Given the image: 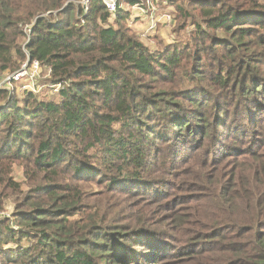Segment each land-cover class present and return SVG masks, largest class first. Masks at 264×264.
<instances>
[{
    "label": "trees",
    "instance_id": "obj_1",
    "mask_svg": "<svg viewBox=\"0 0 264 264\" xmlns=\"http://www.w3.org/2000/svg\"><path fill=\"white\" fill-rule=\"evenodd\" d=\"M82 1L0 0V76L30 59L60 86L55 96L2 99L0 209L14 198L16 227L0 221V264H165L174 254L168 234L142 226L164 222L162 192L152 185L154 160L166 150L173 159L180 139L203 150L210 128L237 141L227 144L235 150L229 155L235 170L222 181L217 165L200 218L210 221L211 239L236 243L181 259L264 264V107L245 115L256 125L247 141L254 131L216 101L219 94L230 104L259 93L264 3L165 0L182 17L177 30L189 38L153 52L126 26L130 7L143 0H119L114 19L102 0H91L88 13ZM191 6L201 22L189 26ZM256 142L257 152L240 147ZM187 224L179 217L176 232ZM187 234L192 239L183 242L201 240L195 231Z\"/></svg>",
    "mask_w": 264,
    "mask_h": 264
},
{
    "label": "rangeland",
    "instance_id": "obj_2",
    "mask_svg": "<svg viewBox=\"0 0 264 264\" xmlns=\"http://www.w3.org/2000/svg\"><path fill=\"white\" fill-rule=\"evenodd\" d=\"M161 1L156 3L159 11L145 15L147 17L143 19H136L133 23H130L128 20L126 21V26L135 33L138 40L153 52L160 49L162 44L172 45L178 40L186 41L189 38L186 30H177L179 22L182 21V17L176 8L171 5L162 7L160 5ZM259 1L264 3V0ZM237 3L242 2L239 0L237 2L230 0L228 5H235ZM193 5L196 6V4ZM193 7L194 6L190 7V11L193 13L194 19L187 20L189 26L193 24V21H196L197 23L201 22L200 12L198 10H194ZM167 14L172 18V23L170 25H167V22L163 19V16ZM193 29L194 27H190L188 33H190ZM261 67L262 68L260 69H255L258 76L257 80L254 81V88L258 89L259 93H252L250 98L246 95L241 101L237 97L230 104H226L225 101L227 98L222 96V94H219V99L222 101H219L216 98V101L219 104L228 107L232 113L240 115L243 123L247 124L250 129L254 131L251 134L252 137L249 136L247 141L255 138L253 134L255 133L256 125L252 122H246L244 117L245 115H253L256 111H258V107H264V65L261 64ZM6 73L0 76V80L2 79L0 81V105H3L2 99L6 96L7 99H10L21 95L22 89L27 84L26 82H22L8 87L2 85L1 82L7 77ZM48 78V71L41 66L35 81L36 84L34 94L39 95L43 93H50L54 96L57 94L60 86L48 82ZM260 87H262V92H260ZM211 90L216 94L220 92L217 88ZM2 92L3 94L5 93V95H2ZM4 100L6 101V99ZM256 101L259 102L260 106L256 104ZM199 128L204 131L202 127ZM185 140L186 141L180 139L179 143L173 146V149H175L173 151V159L170 158L171 151L166 150L165 153L160 154L157 159L154 160L158 163V167L156 168L154 176H152L154 178L152 185L157 186L162 192L161 203L163 205V210L158 214V217L163 219L164 222L162 224L148 223L147 225H142L144 227L154 226V228L158 230V235L167 233L168 240L167 238L166 240L169 243L171 242L174 244V254L169 256V259L165 260V264H194V262L185 263L181 257L186 256L193 250L205 251L204 249L209 250L212 247H218L221 249L224 248L226 244L236 243L233 240L225 241L223 239H211L214 238L213 234L215 232L209 230L207 226L210 225V221L204 220L200 217L208 212V180L210 176L215 173L217 165L222 167V181H224L227 177H231V172L235 170L234 165L232 164L233 157H229L232 153L231 150L233 149L229 148L227 144H236L237 141L232 140L226 132L217 133L215 128H210L208 136H206L205 139V147L203 150H196V142H194V140L190 138ZM240 147L243 149L251 148L253 151L257 152V150H260L261 148V143L256 142L255 147H252L251 145L249 147L241 145ZM206 149L209 151L208 153H206ZM212 152L214 155L211 156ZM209 156L211 157L208 159ZM16 178L18 181H22L24 179L20 168H17L16 170ZM214 180H216V178ZM218 181H220V178ZM13 200L14 198H8L3 204V207L0 209V221H10V225L16 227V224L13 222V215L15 212V203ZM131 203L132 202H128V204L124 207L130 215L134 209L131 207ZM126 216L127 215L124 212L122 217ZM195 216L199 217L195 222L198 224H191V221ZM179 217H183L188 224L182 227L180 232L177 233L176 221ZM169 218H172L173 221H169ZM172 229H174L175 232ZM189 231H195L196 234L201 235V240L193 239L189 242H183L186 238L192 239L191 234H187ZM216 231L225 233L227 229ZM144 237V235L138 236L139 239H143ZM23 243L27 244L28 241H24Z\"/></svg>",
    "mask_w": 264,
    "mask_h": 264
},
{
    "label": "built area",
    "instance_id": "obj_3",
    "mask_svg": "<svg viewBox=\"0 0 264 264\" xmlns=\"http://www.w3.org/2000/svg\"><path fill=\"white\" fill-rule=\"evenodd\" d=\"M105 6L108 8L111 19H114L115 12L118 9V1L119 0H102ZM161 0H143L139 2L138 4L130 7V15L128 18V21L130 23H133L136 19H143L149 15L150 13H154L159 11V8L157 7L156 3ZM91 0H83L81 2L82 9L84 13H88L89 7H90ZM166 6L168 3L165 0H162L160 2V5ZM161 7V6H160ZM163 19L167 22V25H170L172 23V18L170 15L163 16ZM27 34L30 33V30L26 29ZM41 63L39 61H31L30 59L27 60L21 69L18 71L12 73L7 72L6 78L1 82L2 85L8 87L14 84H19L22 82H26L27 84L22 89L21 93H34L35 90V84H36V78L39 74V71L41 69ZM2 80V79H1ZM0 80V81H1ZM1 88V85H0ZM19 92V90H18Z\"/></svg>",
    "mask_w": 264,
    "mask_h": 264
}]
</instances>
